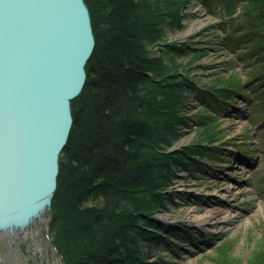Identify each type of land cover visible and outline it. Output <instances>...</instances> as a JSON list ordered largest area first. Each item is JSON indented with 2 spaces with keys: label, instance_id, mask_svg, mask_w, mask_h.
I'll list each match as a JSON object with an SVG mask.
<instances>
[{
  "label": "trees",
  "instance_id": "1",
  "mask_svg": "<svg viewBox=\"0 0 264 264\" xmlns=\"http://www.w3.org/2000/svg\"><path fill=\"white\" fill-rule=\"evenodd\" d=\"M214 1L229 5L234 31L225 40L237 50L245 46L243 58L256 67L248 82L259 88L252 106L264 114V0ZM85 2L96 47L84 90L72 102L74 125L60 157L49 232L63 264H147L143 249L170 238L155 217L166 208L176 167L193 172L217 159L225 139L217 114L232 108L242 81L217 80L201 89L183 76L178 58L198 51L166 37L184 28L188 0ZM238 8L242 15L234 19ZM192 90L215 117L202 116L196 141L173 151L188 123L186 95ZM258 256L247 264H264V255ZM227 257L221 264H239Z\"/></svg>",
  "mask_w": 264,
  "mask_h": 264
},
{
  "label": "rangeland",
  "instance_id": "2",
  "mask_svg": "<svg viewBox=\"0 0 264 264\" xmlns=\"http://www.w3.org/2000/svg\"><path fill=\"white\" fill-rule=\"evenodd\" d=\"M206 1L188 0L182 10L184 28L168 31L166 40L198 51L178 58L183 76L198 87H211L219 80L232 85L238 78L242 93L232 108L217 114L219 131L223 132L220 135L225 139L209 168L188 172L176 167L166 208L155 218L168 234L170 228L182 234L169 235V241L145 247L147 264H221L227 262V256L247 264L264 255V114L254 112L253 97L259 88L247 77L256 67L243 58L245 46L237 50V45L230 46L225 40L234 31V22L226 15L229 5ZM241 15L238 8L233 18L240 19ZM224 22L231 27L221 29ZM173 59L168 55L166 63L171 65ZM186 97L189 119L180 128L182 136L173 151H182L196 141L202 116L215 117L202 108L195 90ZM213 209L224 212L217 216L219 225L201 223ZM49 220L50 211L24 237L0 235V264H63L52 243Z\"/></svg>",
  "mask_w": 264,
  "mask_h": 264
},
{
  "label": "water",
  "instance_id": "3",
  "mask_svg": "<svg viewBox=\"0 0 264 264\" xmlns=\"http://www.w3.org/2000/svg\"><path fill=\"white\" fill-rule=\"evenodd\" d=\"M96 47L85 0H0V230L51 211ZM2 235V234H0Z\"/></svg>",
  "mask_w": 264,
  "mask_h": 264
},
{
  "label": "bare ground",
  "instance_id": "4",
  "mask_svg": "<svg viewBox=\"0 0 264 264\" xmlns=\"http://www.w3.org/2000/svg\"><path fill=\"white\" fill-rule=\"evenodd\" d=\"M49 210V204L46 202L44 206L39 207L30 217V219L26 220L23 223L20 224H12L9 229L6 230L7 235L11 236L12 238L16 237H24L25 234L32 228L33 225L38 223L39 221H42L46 215L48 214ZM221 214H224L221 210H210L207 212V216L201 221V223L205 224L208 223L211 226L215 227L219 225V222L217 221V216L219 217ZM3 230H0V234H4V228Z\"/></svg>",
  "mask_w": 264,
  "mask_h": 264
}]
</instances>
